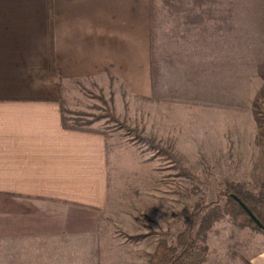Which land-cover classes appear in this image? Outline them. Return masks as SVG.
<instances>
[{"label":"rangeland","instance_id":"obj_1","mask_svg":"<svg viewBox=\"0 0 264 264\" xmlns=\"http://www.w3.org/2000/svg\"><path fill=\"white\" fill-rule=\"evenodd\" d=\"M151 2L152 95L73 82L63 98L68 125L109 140L99 233L49 257L5 249L0 264H149L183 230V209H208L229 182L264 192V0ZM207 239L202 264H264L262 230L227 216Z\"/></svg>","mask_w":264,"mask_h":264},{"label":"crops","instance_id":"obj_2","mask_svg":"<svg viewBox=\"0 0 264 264\" xmlns=\"http://www.w3.org/2000/svg\"><path fill=\"white\" fill-rule=\"evenodd\" d=\"M153 17L151 0H0V254L99 233L109 140L65 128L63 98L73 82L151 96Z\"/></svg>","mask_w":264,"mask_h":264},{"label":"trees","instance_id":"obj_3","mask_svg":"<svg viewBox=\"0 0 264 264\" xmlns=\"http://www.w3.org/2000/svg\"><path fill=\"white\" fill-rule=\"evenodd\" d=\"M155 81L153 74V84ZM63 125L65 128L92 131L68 125L64 115ZM218 196L208 209L201 204L183 209L180 213L185 225L183 230L173 242L162 239L149 264H202L209 249V231L217 221L227 216L241 227L250 226L264 231L263 191L255 192L242 183L229 182L219 189Z\"/></svg>","mask_w":264,"mask_h":264}]
</instances>
